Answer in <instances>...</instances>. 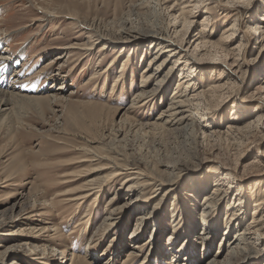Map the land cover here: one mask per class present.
Instances as JSON below:
<instances>
[{
	"label": "rangeland",
	"instance_id": "1",
	"mask_svg": "<svg viewBox=\"0 0 264 264\" xmlns=\"http://www.w3.org/2000/svg\"><path fill=\"white\" fill-rule=\"evenodd\" d=\"M156 29L182 49L143 106L134 98ZM123 31L136 44L96 37ZM185 76L192 85L176 89ZM263 80L264 0H0V89L41 98L11 102L0 119V264L221 262L243 228L253 252L234 264H264V204L251 230L264 202ZM173 96L192 102L194 121L160 125ZM117 164L144 172L137 193L126 191L137 186L130 176L103 184ZM91 182L104 190L80 199ZM205 196L214 198L206 225ZM105 218L116 221L107 231ZM154 226L161 238L150 250Z\"/></svg>",
	"mask_w": 264,
	"mask_h": 264
},
{
	"label": "bare ground",
	"instance_id": "2",
	"mask_svg": "<svg viewBox=\"0 0 264 264\" xmlns=\"http://www.w3.org/2000/svg\"><path fill=\"white\" fill-rule=\"evenodd\" d=\"M194 9H195V7H194ZM236 24H237V22L235 23V25ZM230 30L231 29H229V31ZM165 32L166 31H164V30H157L156 29L155 31L151 32L148 35V37L152 38L151 39L152 43H155L156 45H154L155 46L154 55L152 56V59L148 63V67L149 68L146 67V70H145V73H147V75H145V76L142 75V77H141V84L139 86L140 87V92L137 93V95L134 98L135 101H138L137 104L141 103V104H143V106H146V104H150L151 101H152V98L157 94L156 93L157 92L156 91L157 88L156 89H152V90H146V89H148L147 87L150 86L154 81H158L157 83H155V85L158 86V87H161L166 82V80L169 78V76L172 73V71L176 69V68L172 67V64H169V66H168V58H170L172 55L177 54L178 52H181L182 48L180 49V48H178V46L176 47V45L173 44V42L168 38L167 35L169 33L166 32L167 33L166 34ZM117 34H119L118 37L117 36L113 37L112 35H108V34H96V37H97V39H102V40H109V38L111 37L110 41L111 42H116V43H121L122 44V48H130L131 46L136 44L135 41L131 42V39L136 38L135 36L132 37V33H128V32L123 31L122 33L119 32ZM112 38H116V40H114ZM70 48L75 49L77 47H70ZM90 50H92V48L88 49L87 51H90ZM129 54L130 55H128V58H127V60L125 61L124 65H123V70H125V69L127 70L128 69L129 64L131 63V61L133 59L134 55L132 53H129ZM165 56H166V58L163 59V57H165ZM57 59H59V58H57ZM113 63H114V61L112 60L111 64L113 65ZM111 66H110V68H111ZM165 70H168V71L166 72L164 77H161L162 73H164ZM97 74H95V75H97ZM159 77H161V78L159 79ZM187 77L188 76H185L179 81V84L177 85L176 89H179L180 86L183 83L190 84L191 82H193L192 80H190ZM93 78H95V77H93ZM6 83L9 85L8 87H10V86L13 87L14 86V84L12 83L13 84L12 85L10 83V81H8V80L6 81ZM190 85H192V84H190ZM193 85H196V84L193 83ZM214 85L215 86H213V88L208 90L209 93L206 91L208 94L215 95V93L217 92V90H215V89L216 88H221L220 85H218L217 83L214 84ZM117 86H118V80H116L114 87L116 88ZM189 86H187V87H189ZM179 90H181V89H179ZM202 92L205 93V91H202ZM178 94L179 93L175 91L174 96H176ZM174 96L172 97L173 100L171 99L172 101L170 102V105L168 106V108L164 111L162 116L159 117V120H161V122H160L161 126H172V125L182 124L185 121H188V120L189 121H191V120L194 121V119H195V114L191 111V107H190L192 102L189 101L188 99H180V100H178L177 98H174ZM181 96H185V95L179 94V97H181ZM27 99L28 100L34 99V101H35V100L41 99V98H30V97H27L26 95L20 94L18 92H12V91L8 92V91H5V90H3L1 88L0 89V119L3 118V116L5 117L6 115H8L7 111H9V110H7V108L11 105V102H13V103L23 102V101H26ZM8 116H6V117H8ZM155 125H158V124H155ZM92 155H93L94 158L95 157L101 158L98 155H95V154H92ZM115 167H118V169H115L112 174H110L108 176H104L105 177L104 180L106 179L105 180L106 182H104L103 184L107 185L108 183H112L113 180H116L118 178H121V177H124V176L125 177L130 176V177L126 178L125 181L128 182V183L133 181L135 184H137V186L135 187L134 185H129L127 187L126 191L127 192H131L132 194L137 193L139 191L140 187H141V186H139L138 182H140V180H142L141 176H145L144 172L141 169H139V168H132V167L130 168L129 165L122 166V165H118L117 164ZM227 175L230 178L232 177L234 180L236 178V176L232 172L227 173ZM103 186L104 185H102V184L99 185V183L95 184V182H91L90 185L88 186V188L86 189L87 193L82 194V196H80V199L88 200V199H90L93 196H98L104 190ZM214 190L216 191L215 193H217L220 196L221 199L225 198V195L222 194L223 190L221 188H214ZM162 192L163 191H161V193ZM217 194L215 195V199L216 200H218V198H219V196ZM132 200L133 201H132L131 204H133L135 206H138L140 204L139 203V197H136L135 199H132ZM262 200H263V198L259 199L258 203H256V204L254 203L255 204L254 205L255 209L253 210V214H252L253 217H252V220H251L252 221L251 224H252V226L253 225L254 226L251 228V230L254 229L255 227L256 228L257 227L260 228L258 225L257 226H255V225H256V223L259 222V221H257V218L260 216L261 210L263 209L262 206H263L264 202ZM212 203H214V198L211 197V199H209L208 196H205L202 204H203V206L206 205V207H204L203 209H205V211H206L209 207L211 208L212 207V205H211ZM210 208L208 209V212L202 211L203 213H202L201 217H202V221L205 223V225L208 222L209 216H212L211 215L212 214L211 213L212 209H210ZM119 211H120L119 209H117V208L115 209V208L112 207V209L110 208L108 214H110V216H115V215H118ZM138 217L139 218L137 219V221H136V223L134 225V232L132 233V236H133L132 238H135L134 240H137L138 238H141L142 233H138V230L140 229V227H142V225L145 224L146 220H151V219L154 218V216L152 215V212L151 213L149 212L147 214L146 213H141V214L138 215ZM107 218H105V220L101 224V227L102 226H106L105 231H107L108 229L112 228L115 225V222H116V221L115 222L113 221L114 219L113 220L111 219V222H109V223L107 222L106 223V221L109 220ZM121 218L122 217L117 218V220L121 221L122 220ZM238 219H239V216L235 217V218L231 217L230 220L227 223L225 222L226 223L225 227L229 228V224H230V226L231 225L234 226L233 222H236ZM159 227L160 226H154L153 229H152L153 230L152 231L153 235L151 236V238L153 239V241L148 239L145 242V244H144V245H149L150 246V250L158 242V239L161 238V237L157 238L158 236H161L160 234L157 233L158 231H160ZM259 231L260 230H258V232ZM240 232H237L234 235V238L232 239L233 241H230L227 244L228 249L226 251L227 252L226 255H224L225 258H223L224 259L223 261L217 262V259H214L212 261L209 260L206 264H234L236 262V260L238 259L237 258L238 256L239 257L242 256V257H244V259H247V257L251 256V254L253 252L252 251V244L249 241V239H247V237H246V235L249 234V233H247L245 228H243ZM226 235L229 236L230 234L228 233ZM167 238H168L169 242H171L175 238V234H169L167 236ZM207 238H208V235L205 234V243H206ZM205 243H204V246L206 245ZM262 252H264V242H263V251ZM219 254H221L220 251H219Z\"/></svg>",
	"mask_w": 264,
	"mask_h": 264
}]
</instances>
